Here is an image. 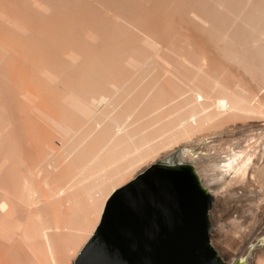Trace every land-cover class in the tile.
<instances>
[{
	"label": "bare ground",
	"instance_id": "1",
	"mask_svg": "<svg viewBox=\"0 0 264 264\" xmlns=\"http://www.w3.org/2000/svg\"><path fill=\"white\" fill-rule=\"evenodd\" d=\"M66 1L0 0V264H80L141 171L264 123V0Z\"/></svg>",
	"mask_w": 264,
	"mask_h": 264
},
{
	"label": "water",
	"instance_id": "2",
	"mask_svg": "<svg viewBox=\"0 0 264 264\" xmlns=\"http://www.w3.org/2000/svg\"><path fill=\"white\" fill-rule=\"evenodd\" d=\"M176 164L160 160L115 192L80 264H214L213 253L198 251L207 237L203 210L212 200L199 198L189 166L181 172ZM161 174L167 179L158 182L152 211H136L131 190L142 186L141 177Z\"/></svg>",
	"mask_w": 264,
	"mask_h": 264
},
{
	"label": "rangeland",
	"instance_id": "3",
	"mask_svg": "<svg viewBox=\"0 0 264 264\" xmlns=\"http://www.w3.org/2000/svg\"><path fill=\"white\" fill-rule=\"evenodd\" d=\"M68 1L70 0H67L66 2ZM73 1L72 3L70 1V5L76 4L73 7L74 9L79 10L81 5H78V3H76V0H73ZM75 7H78V8H75ZM83 8H86V7H83ZM83 8L81 7V9ZM85 11L83 13H85ZM227 63L226 65L229 66L230 64L229 63L227 64ZM233 64L234 63H231L232 67H233ZM235 67L237 69V65ZM235 67L233 68L235 69ZM240 70L238 71L239 73L241 72ZM242 73H244V71H242L241 74ZM248 74L249 73H247V75ZM244 75H246V73ZM250 77L251 76H248L249 80H250ZM252 81L254 83L255 80L251 79V82ZM238 123L242 127L238 129L236 132H234L233 133L234 135L231 134V136H229L228 135L229 133L227 134L223 133L222 135L220 133H217V135H214V137L211 135V137H209L210 139L206 138L203 141H201L202 144L199 143L200 145L197 144L195 146H191L185 149L182 152V154H176V155H172L171 157L166 158V159L171 158L172 160L175 159V161L177 162L176 169L177 170L180 169L181 172L186 171L187 166L185 165H188L190 168L189 171L191 172L192 177H194L195 179L194 181L197 183L196 184L197 187L199 188L201 187L200 188L201 190L205 189L204 191H207V190L215 191L213 192L215 194L223 193V192L227 193L225 194L226 196H224V198L222 199L219 198L221 200V204L223 203V201L231 202L233 200V201H238L239 205H241L242 201L250 200L249 199L250 197H248V191L246 192L242 191V190H247V187L250 185V182H249L250 180L258 184L259 187L264 188V182H260L257 179L260 177H264V123L262 124L258 122L251 128H247L245 126L246 124H244L242 121H239ZM216 136H218V138ZM173 147L176 148L177 146H173ZM238 150L242 151V155L241 157H239L240 159L239 158L234 159L233 162L231 161L232 163L229 164L230 155L233 152H237ZM215 159H220L222 162H225L226 163L225 167L220 168V169H215V167L212 165ZM209 160L211 161V163ZM244 162H247V167H244L242 169V166H243L242 164H244ZM154 164H156V162ZM212 166L214 167L215 172H212L214 171ZM240 167L241 169H239ZM244 169H245V172H241V171H244ZM138 170H140V168ZM225 170L226 171L228 170V171L224 175L226 176V179H225V184L223 185L224 187L222 186L223 190L220 189L219 191H217L216 189L211 188V186L216 184V182L212 178H214L216 174L224 172ZM252 171H255V173L252 174ZM206 177L211 178V179L208 180ZM206 183H208V185ZM239 185H241V187ZM239 188H241L242 190ZM106 203L101 213V220H100L101 224L103 221V214L105 211ZM248 204L251 205L253 203L249 202ZM254 204L255 205H252L249 207V211H248L249 215L252 213H255L256 209L259 206L264 208V192L258 195V199ZM207 209L208 208L206 207V210ZM209 209L210 210L207 211L208 212L207 214H206V210L205 211L203 210L205 223H206L205 229L207 231V237L203 243L204 246L203 244L201 245L203 248H200L199 251L204 252L205 251L204 249H208V248L214 249L213 263L215 264H221V262L223 264H231V263H237L238 261H243L245 257H242V256H244V254H248L250 251L248 244L244 243L247 240L248 235H250L252 232L254 233V231L257 229H259L258 235L260 233H264V228H262L263 229L262 232L260 231L261 227L254 228L253 227L254 220L252 219L249 220L248 222L242 221L240 217H242L243 215H239L240 217L236 215V211L239 208L234 210L235 207H229L228 213L227 212L220 213L216 218L211 217L212 213L210 215L209 211L213 209L211 208ZM252 210L253 212L251 213ZM259 213H262L259 215V220H260L261 217H264V210H261V212ZM259 213L257 212L256 214H259ZM216 214H218V212ZM262 251H264V248H260L258 246L257 248L253 250V254H255V252H262ZM250 264H260V263L259 261L257 262L255 260L254 255H253L252 261Z\"/></svg>",
	"mask_w": 264,
	"mask_h": 264
},
{
	"label": "flooded vegetation",
	"instance_id": "4",
	"mask_svg": "<svg viewBox=\"0 0 264 264\" xmlns=\"http://www.w3.org/2000/svg\"><path fill=\"white\" fill-rule=\"evenodd\" d=\"M250 182V185L247 187V190H242L241 188H239V189H241L243 192H246V191H248V197H250L249 199L250 200H248V201H242V204L241 205H239V207H237V211H236V215H243L242 217H240L241 218V220L242 221H244V222H248L249 220H254V228H260L261 227V232L263 231V229L262 228H264V217H261L260 218V220H259V215L261 214V213H259V212H261V210H264V208H262V207H258L257 209H256V212L255 213H252V214H250L249 215V207L250 206H252V205H255L254 203L257 201V199H258V195H260V193H262V192H264V188H262V187H259L258 186V184H256L255 182H252L251 180L249 181ZM240 187H241V185H239ZM209 191V190H208ZM211 194H210V199L212 200L211 201V204L209 205V206H206L208 209L209 208H211V209H213V210H218V209H220L218 206L219 205H221V200L219 199V198H217L214 194L215 193H213V192H215V191H209ZM215 196V197H214ZM217 203H215V202ZM253 203V204H251V205H249L248 203ZM215 206H216V208H215ZM221 207V206H220ZM259 213V214H256V213ZM248 214V215H247ZM205 225H206V223H205ZM253 229V228H252ZM254 231V230H253ZM207 232V231H206ZM264 233H260L258 236H253V232L250 234V235H248V238H247V240L244 242L245 244H248V246H249V248H250V251H249V253L248 254H244V256H242V257H246L247 258V260H249L248 261V263L250 264L251 263V261H252V257H253V250L255 249V248H257L258 246L260 247V248H264ZM259 244V245H258ZM255 246V247H254ZM205 251L204 252H209V253H213L214 254V249H212V248H208V249H204ZM213 259V258H212ZM239 262H241V261H238V264H240ZM225 263V262H224ZM215 264V263H214ZM221 264H223L222 262H221ZM231 264H233V263H231Z\"/></svg>",
	"mask_w": 264,
	"mask_h": 264
},
{
	"label": "snow or ice",
	"instance_id": "5",
	"mask_svg": "<svg viewBox=\"0 0 264 264\" xmlns=\"http://www.w3.org/2000/svg\"><path fill=\"white\" fill-rule=\"evenodd\" d=\"M140 179L143 181L142 186L139 189H132L130 195L135 203L136 211L147 215L152 211L155 193L158 191V182H163L167 176L164 174L159 176L145 175ZM129 210L132 209L129 208Z\"/></svg>",
	"mask_w": 264,
	"mask_h": 264
}]
</instances>
